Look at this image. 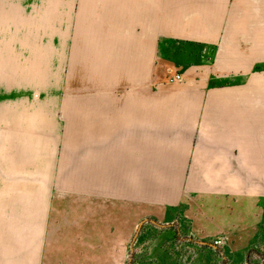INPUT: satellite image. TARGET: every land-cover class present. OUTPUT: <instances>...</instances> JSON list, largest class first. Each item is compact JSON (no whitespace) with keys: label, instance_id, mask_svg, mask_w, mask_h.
I'll return each mask as SVG.
<instances>
[{"label":"crops","instance_id":"0c3cea01","mask_svg":"<svg viewBox=\"0 0 264 264\" xmlns=\"http://www.w3.org/2000/svg\"><path fill=\"white\" fill-rule=\"evenodd\" d=\"M5 89L0 264H125L144 217L258 235L264 0H9Z\"/></svg>","mask_w":264,"mask_h":264},{"label":"rangeland","instance_id":"374dc122","mask_svg":"<svg viewBox=\"0 0 264 264\" xmlns=\"http://www.w3.org/2000/svg\"><path fill=\"white\" fill-rule=\"evenodd\" d=\"M6 86H9V0H0V119L4 118L1 109L9 106ZM60 118L62 137L68 136L71 132L68 121ZM0 128V138H3L5 129ZM2 171L4 168H0V173ZM3 176L0 175V203L9 205V197L18 193L6 189L9 183L3 181ZM74 178H79L78 183L84 187V176ZM151 219L144 217L143 223L137 225L124 243L125 264H264V217L258 235L244 249L240 246L246 242L231 238L232 231L218 232L214 224L201 231L193 217H182L178 221L169 219L163 223ZM203 232L207 235L205 238H201ZM219 238L223 239V244L217 247L214 241Z\"/></svg>","mask_w":264,"mask_h":264},{"label":"built area","instance_id":"2783aa9c","mask_svg":"<svg viewBox=\"0 0 264 264\" xmlns=\"http://www.w3.org/2000/svg\"><path fill=\"white\" fill-rule=\"evenodd\" d=\"M182 74L178 73V72H175L173 70H170L169 71V76L167 77V81L170 82V83H173V82H181L182 81ZM214 244L215 246H221L223 244V239L222 238H219V239H216L214 241Z\"/></svg>","mask_w":264,"mask_h":264},{"label":"water","instance_id":"95a60500","mask_svg":"<svg viewBox=\"0 0 264 264\" xmlns=\"http://www.w3.org/2000/svg\"><path fill=\"white\" fill-rule=\"evenodd\" d=\"M142 223H143V222H142ZM142 223H141V224H142ZM138 232H139V230L137 231L136 236L138 235ZM136 236H135V237H136Z\"/></svg>","mask_w":264,"mask_h":264}]
</instances>
